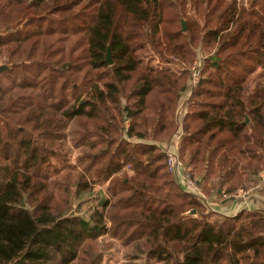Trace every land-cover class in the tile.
<instances>
[{
  "label": "trees",
  "instance_id": "trees-1",
  "mask_svg": "<svg viewBox=\"0 0 264 264\" xmlns=\"http://www.w3.org/2000/svg\"><path fill=\"white\" fill-rule=\"evenodd\" d=\"M144 42L162 63L203 54L185 113L176 110L187 70L143 67ZM0 65L21 75L0 78V264H99L103 237L157 264H264L263 203L209 211L162 151L179 137V158L207 196L264 170L263 74L244 88L264 69V0H0ZM66 146L87 165L52 190L60 172L49 168ZM97 184L106 189L97 208L73 210Z\"/></svg>",
  "mask_w": 264,
  "mask_h": 264
},
{
  "label": "rangeland",
  "instance_id": "rangeland-1",
  "mask_svg": "<svg viewBox=\"0 0 264 264\" xmlns=\"http://www.w3.org/2000/svg\"><path fill=\"white\" fill-rule=\"evenodd\" d=\"M240 5H243L244 7H249L250 2L252 0H236ZM191 8L188 9L189 13H192L190 11ZM184 21V20H182ZM185 23V22H184ZM186 29V24H185ZM202 55L198 50H195V56L192 58V63L187 64L180 63L178 60L173 59V61L169 63H162L158 60V58L153 54L151 51L149 45L147 43H142L141 48L137 51V56L141 61V65L143 67L149 68V69H156V70H167L168 72L172 73H180L184 69L187 70L188 76V88L189 90L186 92V94L182 98V102L178 109L176 111H179V113H184L186 111V99L189 97L191 90L193 89L190 85V78H191V72L193 68H198L200 70L202 66ZM12 65H0V71H3V73L0 75L1 81L5 84H9L13 81L18 82L21 75L16 70H10L12 69ZM7 72V73H5ZM257 74V75H256ZM259 74H263L264 79V69H257L255 74L252 75L249 80L245 83V91H251L257 82H259L260 78L256 77ZM25 93H31L30 90H25ZM180 115V114H178ZM65 158L63 160H55L52 162V165L49 168V173L51 174L54 172V170H59V176L52 177L51 176V187L52 190H55L57 186H64L65 180L62 178L64 174L72 173L76 174L79 171H83V168L87 164H81L79 162V158L83 155V152L80 149H69L68 146H66L64 150ZM264 175V170H261ZM117 177H120L117 176ZM62 178V179H60ZM54 183H58L55 186ZM258 183V188L256 190H251V197L250 200H252L255 197V193L259 192L261 194V199L258 198V200L263 203L264 206V192L262 193L259 189L260 186L264 187V182L259 180L256 177H254V182L248 184L247 186L243 187L246 188H253L255 184ZM264 189V188H263ZM105 185L103 184H97L94 185L92 190L88 193L82 196L80 199H75L73 202V210H76V206L79 205L78 213L81 215H87L89 214L91 207L97 208V206L100 204V201L105 197ZM212 197H215L216 195L212 194ZM217 197V196H216ZM89 199L90 201H87ZM86 201V202H85ZM234 202V201H229ZM97 248L98 251H100V255L102 256L101 262L99 264H157L155 260L149 259L148 256L144 252H140L138 249H136L135 244L133 243H126L123 240L120 239H112L110 237H103L102 239L98 240L97 242ZM52 264H60L59 258H56ZM70 264H83L81 260H75Z\"/></svg>",
  "mask_w": 264,
  "mask_h": 264
},
{
  "label": "built area",
  "instance_id": "built-area-1",
  "mask_svg": "<svg viewBox=\"0 0 264 264\" xmlns=\"http://www.w3.org/2000/svg\"><path fill=\"white\" fill-rule=\"evenodd\" d=\"M200 80V70L196 67L192 69L190 85L194 88ZM185 113V112H184ZM178 138L177 137L173 142L169 145L164 146L162 151L165 156L166 167L170 174L173 175L177 184L180 188L195 197L199 200V202L205 206L209 211L216 212V205L222 202L234 201L233 203H242L239 207V210L249 209L247 202L250 201L251 190H256L258 188V183L254 185L253 188H239L232 192L221 191L219 196L211 197L207 196L203 190V188L199 185L198 181L192 176L189 169H186L179 158L177 147H178ZM257 178L264 182L263 172H259L257 174ZM260 188V187H259ZM245 205V206H244Z\"/></svg>",
  "mask_w": 264,
  "mask_h": 264
},
{
  "label": "crops",
  "instance_id": "crops-1",
  "mask_svg": "<svg viewBox=\"0 0 264 264\" xmlns=\"http://www.w3.org/2000/svg\"><path fill=\"white\" fill-rule=\"evenodd\" d=\"M261 196L262 195L259 194V192H256L255 197L252 200L247 202L248 208L258 209L260 207V201L258 200V198L261 199ZM241 204H242L241 202L238 204V203H233V202H228V201L227 202L220 201L216 205L215 210L216 212L224 214V215H228V216L235 215L238 212L239 207L242 206Z\"/></svg>",
  "mask_w": 264,
  "mask_h": 264
},
{
  "label": "water",
  "instance_id": "water-1",
  "mask_svg": "<svg viewBox=\"0 0 264 264\" xmlns=\"http://www.w3.org/2000/svg\"><path fill=\"white\" fill-rule=\"evenodd\" d=\"M181 26H182V31H185V23H184V21H181ZM105 57H106L107 62L109 64H111L112 63L111 62V54H110V50L109 49H107ZM218 193H220V191H218ZM195 214H196V212L194 210L188 212V215H191V216H195Z\"/></svg>",
  "mask_w": 264,
  "mask_h": 264
}]
</instances>
